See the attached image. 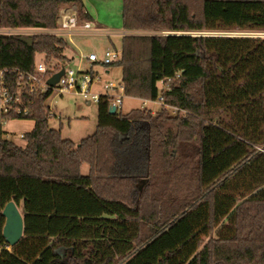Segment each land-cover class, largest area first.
<instances>
[{
	"label": "trees",
	"instance_id": "obj_1",
	"mask_svg": "<svg viewBox=\"0 0 264 264\" xmlns=\"http://www.w3.org/2000/svg\"><path fill=\"white\" fill-rule=\"evenodd\" d=\"M121 1L131 34L107 68L125 97L185 114H110L100 97L94 133L74 143L49 126L52 90H22L26 114L2 119L33 128L22 144L0 129V264H264V0ZM65 5L93 21L82 0H0V29L56 30ZM30 38L0 33L12 90L39 55L44 81L68 67L65 37ZM11 201L23 236L8 247Z\"/></svg>",
	"mask_w": 264,
	"mask_h": 264
},
{
	"label": "rangeland",
	"instance_id": "obj_2",
	"mask_svg": "<svg viewBox=\"0 0 264 264\" xmlns=\"http://www.w3.org/2000/svg\"><path fill=\"white\" fill-rule=\"evenodd\" d=\"M84 8L92 16L96 17V20L101 24L99 27L104 31H121L122 30V1L121 0H82ZM67 6V5H65ZM69 6V5H68ZM63 7V6H62ZM93 22V21H91ZM81 23V22H80ZM92 24V28L97 29ZM20 34V33H17ZM144 34V33H139ZM256 35L255 33H231V35ZM23 34H20L22 36ZM30 37L31 35H23ZM69 44L70 50L80 52L87 56L89 53H96L101 56L106 47L110 46L112 50L120 51L121 38L115 35L110 39L105 35H89V36H71L65 37ZM113 42L114 47L109 43ZM71 67L78 71H84L83 68H78L75 65ZM97 69V68H94ZM99 75L102 78V82L97 85L100 86L103 83L120 84L121 70L118 67L110 68L109 75H105L101 69H97ZM95 86L92 90H97ZM55 117L49 120V126L52 129H60L61 137L63 139H69L75 143L82 138H86L92 135L96 127V103L88 104L87 100L83 97L76 95L74 90L58 94L53 92L46 103ZM139 105V101L125 97L122 101L121 111L126 113L131 109H134ZM153 110L157 107H152ZM149 108V109H152ZM33 128V121L31 120H11L4 125V129L10 134L9 140L22 144V138L20 135H24ZM82 174L88 172V166L83 165L81 168ZM22 211L21 208H19Z\"/></svg>",
	"mask_w": 264,
	"mask_h": 264
},
{
	"label": "built area",
	"instance_id": "obj_3",
	"mask_svg": "<svg viewBox=\"0 0 264 264\" xmlns=\"http://www.w3.org/2000/svg\"><path fill=\"white\" fill-rule=\"evenodd\" d=\"M57 29L53 30L51 34L61 37H71L75 35L78 30H89L91 25L84 21L79 23L77 18V8L75 5L63 6L59 9L57 16ZM120 59V51L106 49L101 56L96 53H89L85 60L90 64L89 68L84 71H78L71 66L64 68V73L54 87H49L42 78L46 72V67L43 61L37 62L34 74L18 73V77L14 83L15 90H12V84L8 79L11 73H17L14 69L0 70V129L5 131L4 125L7 123L3 116H20L26 114V108L23 105L20 94L22 90L28 89L30 92L40 90L44 92L48 89L52 92L62 94L64 92L74 90L76 95H79L87 100L88 103H97L100 97H107L111 100L110 108L114 107L115 112L121 110L122 101L125 98L123 87L121 84L103 83L100 85V90H92L95 86L102 82L101 76L94 68H107L111 64ZM161 88H165L166 84L161 81L159 83ZM163 107L168 110L170 115L177 116L184 115L185 112L178 108L165 105L162 98L157 100H140L141 109H149L152 107ZM154 108H152L153 110ZM154 111V110H153ZM2 133V138L9 139L10 134L5 131ZM23 138V135H20ZM9 250V248H7Z\"/></svg>",
	"mask_w": 264,
	"mask_h": 264
},
{
	"label": "crops",
	"instance_id": "obj_4",
	"mask_svg": "<svg viewBox=\"0 0 264 264\" xmlns=\"http://www.w3.org/2000/svg\"><path fill=\"white\" fill-rule=\"evenodd\" d=\"M85 11L88 13V11L86 9H85ZM90 16L93 19V22H89L90 25H91V28L89 30H81L80 29L75 34V36L105 35L106 37H108V39H110V37L113 36V35H115L116 37L118 36L119 38H122L124 35L131 34L129 32L123 31V30H121V31H115V32L114 31H104V30H102L99 27L101 24L96 20V17L95 16H92V15H90ZM91 23H94V25H95V27L97 29H95V28L93 29ZM51 32L52 31L41 30V29H13V30L12 29H8V30L7 29H0V33H3V34H17V33H20V34H23V35H31V36L32 35H39V34H46V33H51ZM20 34H17V35H20ZM109 43L114 47L113 42L110 41ZM120 44H121V42H120ZM110 48L111 47L108 46V47L105 48V50L106 49H110ZM66 56L68 57V59H70V61L68 62V66L75 65L79 69L80 68H83L84 70H87L89 68V66H90V64L85 60V57H86L85 54H82L80 52L77 53V52H75L73 50H70V51L67 52ZM37 61L38 62L42 61V56H40V55L37 56ZM98 68L101 69L105 75H109L110 68H102V67H99V66L97 67V69ZM97 69H95V70L98 73V70ZM97 87H98L97 90H100V86H97ZM127 98H129V97H127ZM131 99H134V100L139 101V105L137 107H135V108H140V99H135V98H131ZM88 104H90V103H88ZM54 117H55V115H54ZM5 131H7V130H5ZM82 139H80V141Z\"/></svg>",
	"mask_w": 264,
	"mask_h": 264
},
{
	"label": "water",
	"instance_id": "obj_5",
	"mask_svg": "<svg viewBox=\"0 0 264 264\" xmlns=\"http://www.w3.org/2000/svg\"><path fill=\"white\" fill-rule=\"evenodd\" d=\"M22 42L27 43L28 45L32 44V39L27 36H20ZM64 73V68H61L59 72L52 75L46 82L49 87H54L55 84L59 81L60 77ZM110 114L115 113V108L111 107L109 109ZM2 217L4 218V225L2 229V236L5 240V243L8 247H13L19 242L23 236V216L20 209L15 205L14 202H8L2 212Z\"/></svg>",
	"mask_w": 264,
	"mask_h": 264
}]
</instances>
